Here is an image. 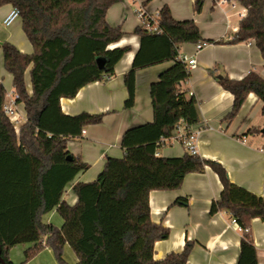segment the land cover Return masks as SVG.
<instances>
[{
	"label": "trees",
	"instance_id": "trees-1",
	"mask_svg": "<svg viewBox=\"0 0 264 264\" xmlns=\"http://www.w3.org/2000/svg\"><path fill=\"white\" fill-rule=\"evenodd\" d=\"M118 1L0 0V7L11 4L19 9L23 30L34 49L29 54L11 42L1 44L4 66L13 75L16 102L24 103L27 120L16 129L4 110L8 91L0 81V258L16 264L10 250L18 244H32L20 264L47 247L60 264H67L63 253L68 244L78 258L76 264H186L192 241L181 252L154 258L156 241L168 238L170 230L152 220L149 195L153 190L180 189L187 174L210 166L223 184L210 213L227 212L239 223L242 236L237 264H258L251 223L256 217L264 221V195L233 183L218 161L189 151L181 157L160 154L171 136L170 127L184 122L189 128L200 119L196 98L180 87L192 73L179 59V46L204 39L195 20H177L168 5L159 10L160 33L143 25L136 27L140 47L124 75L125 106L130 108L135 105L136 73L172 62L151 86L152 122L126 130L122 138L126 154L107 157L95 180L73 184L78 202L71 205L63 198L66 187L88 169L87 163L68 151L67 143L84 136L85 127L102 122L104 115L82 112L69 116L60 100L74 97L91 82L114 76L117 63L131 50L130 45L109 48L124 35L121 26H111L106 18L109 7ZM234 1L247 9L239 30L227 41H205L235 44L253 40L264 59V0ZM203 5L204 0H194V11L200 13ZM98 59H103L102 66ZM28 68L31 94L25 82ZM217 79L234 95L233 108L225 119H234L252 92L262 101L264 115V77L259 72L252 69L239 80L228 75ZM256 131L251 128L248 133ZM174 204L186 206L188 199L177 198ZM54 209L63 218L61 227L43 222V215Z\"/></svg>",
	"mask_w": 264,
	"mask_h": 264
},
{
	"label": "crops",
	"instance_id": "crops-1",
	"mask_svg": "<svg viewBox=\"0 0 264 264\" xmlns=\"http://www.w3.org/2000/svg\"><path fill=\"white\" fill-rule=\"evenodd\" d=\"M193 3L194 0H119L109 7L106 14L108 23L114 27L121 26L124 31L123 37L109 48L130 45L131 50L117 63L114 76L104 82H91L80 88L74 97H63L60 100L63 112L69 116L82 112L104 115L102 122L85 127L84 136L70 139L67 143L68 151L88 164V169L81 171L66 187L63 198L69 204L78 202L72 190L74 183L95 180L102 172L107 157L122 158L126 154L122 147L126 130L152 122L154 118L151 86L172 62L139 70L136 73L135 105L130 108L125 106L128 89L124 75L130 70L140 47V38L134 32L142 24L139 9L154 15L164 5H168L177 20H195L204 41L231 39L239 30L240 20L247 12L234 0H204V8L200 13L194 11ZM12 8L11 4L0 7V81L8 91L7 99L15 101L14 107L19 117L13 122L18 130L26 122L27 113L24 103L16 102L13 75L4 66L1 44L11 42L29 54L34 49L23 30L22 17L16 18L7 27L3 25ZM179 52L197 61V66L190 70L192 74L189 79L182 81L180 87L196 98L200 119L189 128L184 122L170 127L171 136L165 140L166 144L160 150L161 156H184L188 150L182 143V137L191 133L198 139V154L201 158L220 162L233 183L256 195H264L263 103L252 92L238 115L232 120L225 119L233 108L234 95L225 90L217 79L218 75H228L231 79L239 80L252 69L264 77V59L260 49L255 41L250 40L235 44L209 43L200 50L195 43H183L179 46ZM30 68L25 73V82L31 94L33 84ZM251 128L258 131L248 133ZM222 190L223 184L218 174L206 166L203 172L187 174L180 189L150 192L152 220L170 230L168 238L156 241L155 259H163L171 252H181L187 241H192L194 246L186 264H237L242 236L239 223L227 212L210 213L213 200L220 197ZM180 197L187 198L188 205L174 204ZM43 216L44 223L58 227L63 225V218L56 209ZM251 229L258 264H264V221L259 217L253 218ZM18 245L30 247L32 244ZM18 245L10 250V258L14 263L20 257V253L15 251ZM65 247L71 249L68 244ZM45 249L53 253L50 247ZM74 258L76 264L78 258L76 255Z\"/></svg>",
	"mask_w": 264,
	"mask_h": 264
},
{
	"label": "built area",
	"instance_id": "built-area-1",
	"mask_svg": "<svg viewBox=\"0 0 264 264\" xmlns=\"http://www.w3.org/2000/svg\"><path fill=\"white\" fill-rule=\"evenodd\" d=\"M139 16L141 17L142 24L145 28H147L149 31L160 33L161 29L158 24V16L159 12L155 13L154 15H148L144 13L142 9H139ZM20 17V11L18 8L13 7L10 12L7 14L6 18L3 21V25L5 27L9 26L16 18ZM196 44V48L198 50L204 48L209 44L207 41H199ZM179 59L183 62H185L190 70L195 68L197 66L196 58L190 57L187 54H179ZM15 101L13 99H7L6 103L4 104V110L5 112L11 116L10 119L13 121L12 117L16 113L15 111ZM182 123V122H181ZM179 125V124H178ZM182 143L186 146L187 150L191 153H197L198 154V145L197 140L193 134L190 133V135H183L182 137Z\"/></svg>",
	"mask_w": 264,
	"mask_h": 264
},
{
	"label": "rangeland",
	"instance_id": "rangeland-1",
	"mask_svg": "<svg viewBox=\"0 0 264 264\" xmlns=\"http://www.w3.org/2000/svg\"><path fill=\"white\" fill-rule=\"evenodd\" d=\"M261 115V114H260ZM16 125V124H15ZM28 248V246H25ZM25 247L23 245H18L16 247V252H19L20 257L15 260L16 264H20L25 261ZM74 250L64 247L63 258L67 264H75L74 261ZM53 252V250H52ZM17 258V257H16ZM25 264H60L56 259L54 253L47 252L46 249L42 250L37 256L33 259L27 261Z\"/></svg>",
	"mask_w": 264,
	"mask_h": 264
},
{
	"label": "water",
	"instance_id": "water-1",
	"mask_svg": "<svg viewBox=\"0 0 264 264\" xmlns=\"http://www.w3.org/2000/svg\"><path fill=\"white\" fill-rule=\"evenodd\" d=\"M98 62L99 64L102 66L103 65V59H98ZM218 78H222V75H218ZM262 133H264V128L262 129ZM72 157L69 156V159H71ZM0 261L3 263V264H7L2 258H0Z\"/></svg>",
	"mask_w": 264,
	"mask_h": 264
},
{
	"label": "bare ground",
	"instance_id": "bare-ground-1",
	"mask_svg": "<svg viewBox=\"0 0 264 264\" xmlns=\"http://www.w3.org/2000/svg\"><path fill=\"white\" fill-rule=\"evenodd\" d=\"M13 116L14 117H12V119L15 120V121H16L17 117H19V116H17V113H15Z\"/></svg>",
	"mask_w": 264,
	"mask_h": 264
}]
</instances>
